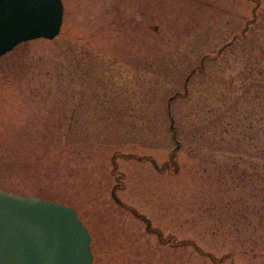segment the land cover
Returning a JSON list of instances; mask_svg holds the SVG:
<instances>
[{
	"label": "rangeland",
	"instance_id": "374dc122",
	"mask_svg": "<svg viewBox=\"0 0 264 264\" xmlns=\"http://www.w3.org/2000/svg\"><path fill=\"white\" fill-rule=\"evenodd\" d=\"M257 1L247 39L213 57ZM62 2L56 38L0 58V188L73 207L92 264H217L129 208L164 238L264 264V224L238 215L264 179V0ZM177 143L178 171L156 170Z\"/></svg>",
	"mask_w": 264,
	"mask_h": 264
},
{
	"label": "water",
	"instance_id": "95a60500",
	"mask_svg": "<svg viewBox=\"0 0 264 264\" xmlns=\"http://www.w3.org/2000/svg\"><path fill=\"white\" fill-rule=\"evenodd\" d=\"M253 15V20L246 24L243 33L256 21V8ZM63 17L62 0H0V58L22 43L37 39L53 40L60 33ZM235 40L221 48L216 57ZM206 59L203 58L201 68ZM189 79L190 76L186 80V90ZM174 128L172 119L171 129ZM179 148L180 144L177 143L170 154V162L176 164L174 155ZM152 162L161 172L156 162ZM176 166L178 171L179 167ZM119 187L118 182L112 190V198L118 205L128 209L116 195ZM129 209L147 223V230L155 232L160 242L169 241V238L164 239L161 232L152 228L149 219ZM182 245L192 246L212 262L224 261V258L218 260L212 254L202 251L194 242L185 241ZM92 261L91 236L73 207L0 188V264H92Z\"/></svg>",
	"mask_w": 264,
	"mask_h": 264
},
{
	"label": "trees",
	"instance_id": "16d2710c",
	"mask_svg": "<svg viewBox=\"0 0 264 264\" xmlns=\"http://www.w3.org/2000/svg\"><path fill=\"white\" fill-rule=\"evenodd\" d=\"M176 169H177V166H176ZM115 173L117 174L118 178H122L121 173H119V172H115ZM248 177H251V176L249 175V176H247V178ZM259 180H260L261 185H256L255 184L256 181L253 182L252 179H249V182H251L250 187L254 190V194H253L252 198L255 200V203L253 205L252 204L251 205L250 204L245 205L241 202L240 207H239L240 209L238 211L239 219L242 221H246V224L251 225L254 229H257V227H258V229H260V228L262 229L263 228L262 226L264 224V179H259ZM248 239H249V241H252V243L254 245H257L256 244V241H257L256 238L253 239L251 236H248ZM185 241H187V240H185ZM185 241H176L174 237L170 236L168 242L173 247L190 246V245H182V242H185ZM190 242H193V241H190ZM202 251H204V250H202ZM235 252L236 251L229 252L228 254H226L225 256H222L220 258L215 257L213 254L212 255L218 260L221 258H224L223 262L230 261V264H235V260H234ZM207 253H209V252H207ZM223 262H216V263L220 264Z\"/></svg>",
	"mask_w": 264,
	"mask_h": 264
},
{
	"label": "flooded vegetation",
	"instance_id": "af4514ba",
	"mask_svg": "<svg viewBox=\"0 0 264 264\" xmlns=\"http://www.w3.org/2000/svg\"><path fill=\"white\" fill-rule=\"evenodd\" d=\"M251 1H253V0H251ZM254 1H256V0H254ZM258 2V1H257ZM260 3V2H259ZM237 36V35H236ZM246 36H247V33H246ZM241 40H246L247 39V37H244V35L242 36V38H240ZM237 40H239V38L237 39ZM224 53V52H223ZM174 166V164H170V165H167L166 166V169L168 170L169 168H172Z\"/></svg>",
	"mask_w": 264,
	"mask_h": 264
}]
</instances>
